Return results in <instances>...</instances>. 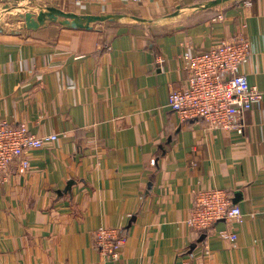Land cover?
<instances>
[{
    "label": "crops",
    "instance_id": "obj_1",
    "mask_svg": "<svg viewBox=\"0 0 264 264\" xmlns=\"http://www.w3.org/2000/svg\"><path fill=\"white\" fill-rule=\"evenodd\" d=\"M35 1L121 17L91 29H27L12 12L21 26L0 22V123L58 135L29 151L26 175L13 164L0 184V264H96L101 228L117 230L131 264H264V99L243 134L169 106L187 83L188 48L234 36L250 43L240 73L264 92V0L173 17L209 0ZM210 188L227 190L243 219L191 228L195 193Z\"/></svg>",
    "mask_w": 264,
    "mask_h": 264
},
{
    "label": "built area",
    "instance_id": "obj_2",
    "mask_svg": "<svg viewBox=\"0 0 264 264\" xmlns=\"http://www.w3.org/2000/svg\"><path fill=\"white\" fill-rule=\"evenodd\" d=\"M251 3L247 0L248 5ZM249 55L250 43L246 37L234 36L208 51H193L189 47L183 56L188 71L187 83L170 91V108L182 119H202L211 128L243 134L245 112L264 99V92L239 71ZM56 139L57 134L32 133L24 122H1L0 184L8 181L13 164L17 165L19 174L26 175L31 169L29 151ZM242 219L241 207L234 203L227 190L210 188L196 191L187 223L197 231H204L220 220ZM223 236L232 240L238 237L233 232ZM94 243L102 256L96 264L110 261L131 264L121 258L124 240L117 235V230L101 228L94 231Z\"/></svg>",
    "mask_w": 264,
    "mask_h": 264
},
{
    "label": "water",
    "instance_id": "obj_3",
    "mask_svg": "<svg viewBox=\"0 0 264 264\" xmlns=\"http://www.w3.org/2000/svg\"><path fill=\"white\" fill-rule=\"evenodd\" d=\"M231 0H209L203 3H197L188 6H177L169 16H177L183 12H194L205 10L223 5ZM35 9L37 11H35ZM12 12L22 19L23 28L37 30L40 27L47 26L50 23H59L67 28L91 29L94 23L105 22L107 20H117L120 14H82L74 11H68L54 4H42L35 0H11L5 4L0 13ZM140 21H149L141 17H133ZM73 180H70L66 190L71 188Z\"/></svg>",
    "mask_w": 264,
    "mask_h": 264
},
{
    "label": "rangeland",
    "instance_id": "obj_4",
    "mask_svg": "<svg viewBox=\"0 0 264 264\" xmlns=\"http://www.w3.org/2000/svg\"><path fill=\"white\" fill-rule=\"evenodd\" d=\"M3 7V6H2ZM1 7V8H2ZM128 17H130V16H126V19L128 18ZM138 17H141V16H138ZM141 18H144V17H141ZM144 19H146V20H149L150 21V19H148V18H144ZM155 19H157V18H152V20H155ZM0 22L2 23V24H4V23H7L8 25H11L12 24V22H14L15 24V26L16 27H18V26H21V24H20V22H18V21H16V20H14L13 19V17H11V15H10V12H5L4 14H0ZM0 23V24H1Z\"/></svg>",
    "mask_w": 264,
    "mask_h": 264
}]
</instances>
